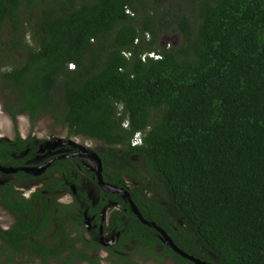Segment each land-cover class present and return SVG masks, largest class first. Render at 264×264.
I'll return each instance as SVG.
<instances>
[{"label":"trees","instance_id":"1","mask_svg":"<svg viewBox=\"0 0 264 264\" xmlns=\"http://www.w3.org/2000/svg\"><path fill=\"white\" fill-rule=\"evenodd\" d=\"M174 34L179 43L164 41ZM0 87L16 132L0 140L2 166L27 167L44 142L22 138L18 117L33 127L51 116L68 137L100 143L89 149L104 181L126 188L180 249L211 264H264V0H0ZM76 164L93 180L78 159L57 158L39 178L19 169L0 184L15 218L0 228V264H101L84 212L98 218L114 201V263L139 264L128 246L161 244L197 264L121 194L100 189L95 206L78 190L58 202L79 187ZM36 179L32 196L17 189Z\"/></svg>","mask_w":264,"mask_h":264},{"label":"rangeland","instance_id":"2","mask_svg":"<svg viewBox=\"0 0 264 264\" xmlns=\"http://www.w3.org/2000/svg\"><path fill=\"white\" fill-rule=\"evenodd\" d=\"M5 40V38L3 37ZM164 41L167 42H172V43H179L180 42V36L178 34L174 35H168L165 37ZM156 58L158 56H155ZM6 101V97L2 92V89L0 87V136H2L0 139H6V140H13L15 137V126L13 124L12 119L10 116L6 113L4 110V103ZM18 126H19V134L21 135L22 138H26L28 135H31L32 137L38 138L45 140L43 143L40 145V150L44 155L49 154L48 149L51 147L49 144H56V141H62L63 139H72L81 145H88L92 149H98L100 147V143L96 142L95 140H89L84 137H75V136H70L68 137V132L67 129L64 126L58 125L54 122V119L51 116H44L42 119L36 122V124L32 127L31 123L29 121V118L27 115H20L18 117ZM83 157V155H82ZM55 159H52V161ZM91 160V159H90ZM87 160L86 158L83 159L85 163H89L93 165V168L96 169V165L94 161L92 160ZM32 166H34V163L30 161ZM47 163V162H46ZM44 165V164H42ZM49 167V166H48ZM38 168V167H37ZM47 168V167H46ZM45 168V169H46ZM45 169L42 171H32L36 172L37 174H42L44 173ZM47 170V169H46ZM5 172V171H3ZM5 172L0 173L1 176V181H4V177H6ZM14 173V172H13ZM83 175V174H82ZM8 178L11 177V175H7ZM39 179H36L35 182L38 183ZM128 186L130 188L134 187V183L132 180H126ZM155 184L162 189L161 187V182L155 181ZM31 185H39V184H31ZM35 186V187H37ZM76 188V187H75ZM17 189H21L22 193L25 197H28L31 194L32 187H18ZM81 189L85 190L88 192L89 196L94 198V200L97 197V190L98 187L96 183L89 178H87L85 175H83L82 182H81ZM147 196H153L157 195L158 193L156 191H151L150 193L146 194ZM72 197L71 193L69 191L64 190L63 196L60 198L61 203H71ZM113 208H111L108 211L107 216H110L112 214ZM15 222L14 216L6 210L3 206L0 205V228L2 229H7L9 228L13 223ZM75 234V233H73ZM87 237V236H86ZM128 246V245H127ZM156 249V253H154V250ZM128 250H130V258L133 259L134 261L138 262L139 264H180L178 261H176L171 254L164 249V247L161 244H158L154 250H151L148 246L146 247H139L137 249H131L128 246ZM101 253L104 255V257H101L102 261L101 264H117L112 261V258H110V255L106 257L107 253L105 250H99ZM129 252V251H128ZM91 254V253H89ZM128 256V253H127ZM18 260L24 261L25 264H40L39 258H29L27 255L19 258ZM52 264H56L55 262ZM75 264H89L86 261H78ZM122 264H130V263H122Z\"/></svg>","mask_w":264,"mask_h":264},{"label":"flooded vegetation","instance_id":"3","mask_svg":"<svg viewBox=\"0 0 264 264\" xmlns=\"http://www.w3.org/2000/svg\"><path fill=\"white\" fill-rule=\"evenodd\" d=\"M29 137H32L31 135H28L26 138H24V139H27V138H29ZM32 138H34V139H37V140H42V139H38V138H35V137H32ZM0 140H2V139H0ZM69 140H72V139H63L62 141H60V142H57L56 141V144H50L49 143V145L51 146L49 149H48V152H49V154H47V155H44L43 153H45V152H41V150L40 149H38V151L36 152V153H33L32 154V157H31V159L28 161V163H29V165L27 166V167H34V168H37V167H39V170H36V171H43L44 169H43V167H47L46 169H48V166H50V165H48V162L49 161H51V163H52V159H57V158H75V159H78L80 162H81V164H82V166L83 167H86L87 169H89L93 174H94V177H93V180L92 181H94L95 183H96V185H97V187H98V190H97V197H96V199L94 200V198L92 199V197L91 196H89V194H88V192L87 191H85V190H83V189H81V182H82V178H83V175H85L86 176V174L85 173H83V169H82V167H80L78 164H76V166H77V171H76V173L77 174H80L81 175V178H80V184H79V187L77 186V185H74V184H72L71 185V189L72 190H70L69 192L71 193V197H72V201H71V203H74V196H73V194L74 195H79L78 194V190H80L81 192H83V193H86L87 195H88V197L91 199V201H92V205H97V203L99 202V198H100V189H102L103 190V188L100 186V184H99V180H98V175H97V173H96V170H97V167H96V169L95 168H93V165H91V164H89V163H85L84 161H83V159H87V160H90V158L89 157H87L86 156V154H84V150L82 149V147L83 148H85L86 150H89L90 151V149L89 148H91L90 146H88V145H81L80 143V145L82 146V147H78L77 145H73L72 143H68V141ZM11 141V140H10ZM43 141H45V140H43ZM72 141H74V140H72ZM74 142H76V141H74ZM78 143V142H77ZM41 145V144H40ZM92 149V148H91ZM92 152V151H91ZM29 153H31V149H27V150H25L24 152H22L21 153V155L20 156H27ZM82 155H83V157H82ZM30 161H32L33 163H34V166H32V164L30 163ZM92 161V159L90 160V162ZM47 162V163H46ZM42 164H44V165H42ZM96 165V164H95ZM12 168H14V167H12ZM46 169H45V171H46ZM35 169H33V170H31V171H29V172H32V171H34ZM2 171V170H1ZM44 171V172H45ZM5 172H3V175H5L4 174ZM14 173H16V172H14ZM33 173H35V175H36V178H39V177H41L42 176V174H37L36 172H33ZM13 174V172H7L6 173V177H4V181L2 182L1 181V178H0V184L1 185H3V184H5L10 178H8V176L7 175H12ZM83 174V175H82ZM0 176H1V174H0ZM87 177V176H86ZM88 178V177H87ZM102 178H103V176H102ZM103 181H104V179H103ZM106 184H110V185H113V186H118V185H115L114 183H110V182H106V181H104ZM33 183H35V184H39L38 186L37 185H31L30 187H32V191H31V194L28 196V197H30V196H32V194L34 193V192H36L38 189H42L43 188V183L41 182V180H38V183L37 182H35V180L33 181ZM32 183V184H33ZM35 186H37V187H35ZM76 187V188H75ZM118 187H120V186H118ZM22 188V187H21ZM124 188V187H123ZM126 189V188H125ZM18 190H20L21 192H22V190L21 189H18ZM61 191V190H60ZM59 191V192H60ZM104 192H107V191H105V190H103ZM61 193H64V190L63 191H61ZM107 193H113V194H121L122 195V197L125 199V200H127L129 203H130V206L132 207V205H131V199L130 198H127V196H125V194L123 193V192H107ZM23 194V193H22ZM63 196V194H61L60 196H59V198L57 199V201L58 202H60V198ZM61 203V202H60ZM62 204H66V203H62ZM111 208H113V210H112V212L114 211V210H121L122 209V206H121V204L118 202V201H114V202H112V204H111V206H108L107 208H104L102 211H101V213H100V215H99V217L97 218L96 217V215H94V214H91L92 216H90V215H88V211L86 210L85 212H84V216L86 217H90V222H89V227L90 228H88L87 227V229L88 230H90V231H92L95 235H96V238H97V240L99 241V243L102 245V248L100 249V250H105L106 251V253H107V255H106V257L107 256H109L110 255V253H109V251L107 250V249H105V248H107V247H109V246H113V245H115L116 244V241H117V237H118V235L116 236V234H115V232H113L112 230H110V217H111V215L110 216H107V214H108V211L111 209ZM81 212V211H80ZM87 236V237H86ZM85 237L87 238V239H89L90 238V234H89V232H87V233H85ZM99 256L100 257H104V255L101 253V251H99Z\"/></svg>","mask_w":264,"mask_h":264},{"label":"water","instance_id":"4","mask_svg":"<svg viewBox=\"0 0 264 264\" xmlns=\"http://www.w3.org/2000/svg\"><path fill=\"white\" fill-rule=\"evenodd\" d=\"M59 142V141H57ZM68 143H72L73 145H77L78 147H82L79 143L77 142H74L72 140H69ZM49 144V143H47ZM82 149L84 150V154H86L87 157H89L90 159H92L94 161V163L96 164V167H97V170H96V173L98 175V180H99V184L100 186L103 188V190L107 191V192H123L125 194V196H127V198H130L131 199V196H130V192L123 188V187H118V186H113V185H110V184H106L104 181H103V178H102V171H103V166H102V161L100 159V157L95 153V152H91L89 150H86L85 148L82 147ZM60 158V157H59ZM51 164V161L48 162V165ZM19 169L21 170H25V171H31L33 169L35 170H39V167L38 168H34V167H20V168H12V167H6V166H2L0 164V170L2 171H5V172H17ZM43 169H45V167H43ZM34 170V171H35ZM131 205H132V208H133V211L138 215L139 218H141L146 224L152 226V227H155L159 232H160V236L163 240V242L169 246L170 248H172L175 252L179 253L180 255L184 256V257H187L188 259L194 261L195 263L197 264H211L207 261H203L199 258H195L194 256L192 255H189L188 253H186L185 251H183L182 249H180L173 241V239L161 228L159 227L156 223L154 222H149V221H146L142 218V214L141 212L139 211L138 207L136 206V204L133 202V200L131 199ZM89 222H90V217H85V224L88 228L89 227Z\"/></svg>","mask_w":264,"mask_h":264},{"label":"clouds","instance_id":"5","mask_svg":"<svg viewBox=\"0 0 264 264\" xmlns=\"http://www.w3.org/2000/svg\"><path fill=\"white\" fill-rule=\"evenodd\" d=\"M21 136V135H20ZM2 136H0V138H1ZM132 142H133V144H136V143H138L139 142V138H138V136L137 137H134L133 138V140H132ZM8 229V228H7Z\"/></svg>","mask_w":264,"mask_h":264},{"label":"built area","instance_id":"6","mask_svg":"<svg viewBox=\"0 0 264 264\" xmlns=\"http://www.w3.org/2000/svg\"><path fill=\"white\" fill-rule=\"evenodd\" d=\"M150 55H151V56H154V57H155V56H158V55L155 54V53H151ZM158 57H159V56H158ZM155 58H156V57H155Z\"/></svg>","mask_w":264,"mask_h":264}]
</instances>
